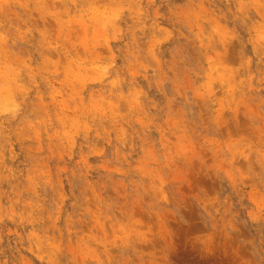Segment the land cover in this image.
<instances>
[{
    "label": "rangeland",
    "instance_id": "1",
    "mask_svg": "<svg viewBox=\"0 0 264 264\" xmlns=\"http://www.w3.org/2000/svg\"><path fill=\"white\" fill-rule=\"evenodd\" d=\"M0 264H264V0H0Z\"/></svg>",
    "mask_w": 264,
    "mask_h": 264
}]
</instances>
